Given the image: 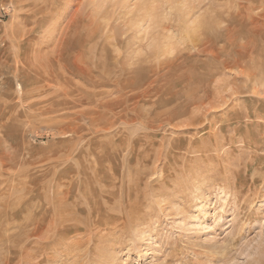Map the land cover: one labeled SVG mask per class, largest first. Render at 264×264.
Listing matches in <instances>:
<instances>
[{"label": "rangeland", "instance_id": "obj_1", "mask_svg": "<svg viewBox=\"0 0 264 264\" xmlns=\"http://www.w3.org/2000/svg\"><path fill=\"white\" fill-rule=\"evenodd\" d=\"M0 264H264V0H0Z\"/></svg>", "mask_w": 264, "mask_h": 264}, {"label": "bare ground", "instance_id": "obj_2", "mask_svg": "<svg viewBox=\"0 0 264 264\" xmlns=\"http://www.w3.org/2000/svg\"><path fill=\"white\" fill-rule=\"evenodd\" d=\"M244 19H245V18H244ZM248 21H249V20H248ZM235 26H236V25H235ZM236 27H237V26H236ZM254 28H255V27H254ZM254 28H252V29H254ZM254 30H255V29H254ZM237 31H238V30H237ZM235 39H236V38H235ZM252 42H253V40H252ZM252 42H251V43H252ZM219 57H220V56H219ZM219 59H220V58H219ZM222 62H223V61H222ZM92 117H93V116H92ZM58 192H59V190H58ZM54 205H55V204H54ZM55 215H56V214H55ZM68 215H69V214H68ZM61 216H62V214H61ZM66 216H67V214H66ZM71 216H72V215H71ZM62 219H63V217H62ZM57 220H58V219H57ZM66 220H67V219H66ZM64 221H65V220H64ZM43 222H44V221H43ZM54 222H55V221H54ZM61 222H63V221L61 220ZM61 222H59V223H61ZM59 223H58V224H59ZM60 225H61V224H60ZM40 226H41V225H40ZM62 227H64V225H63ZM55 228H56V226H55ZM59 228H60V227H59ZM46 230H47V229H46ZM37 231H38L37 228H35V229L32 230V233H36ZM56 231H57V230H56ZM58 231H59V230H58ZM42 232L44 233L45 231H42ZM49 232H51V231H49ZM47 233H48V231H47ZM37 234H39V233L37 232ZM57 234H58V233H57ZM45 235H46V234H45ZM45 235H44V236H45ZM40 236H41V235H40ZM28 237H29V236H28ZM39 239H42V238L39 237ZM10 240H11V239H10ZM48 240H50V239H48ZM40 241H41V240H40ZM40 241H39V242H40ZM46 241H47V240H46ZM41 242H42V241H41ZM43 243H44V242H43ZM48 243H49V242H48ZM50 243H51V242H50ZM39 244H40V243H39ZM44 244H45V243H44ZM39 246H40V245H39ZM43 246H44V245H43ZM43 246H42V247H43ZM42 247H41V248H42ZM47 247H48V245H47Z\"/></svg>", "mask_w": 264, "mask_h": 264}]
</instances>
